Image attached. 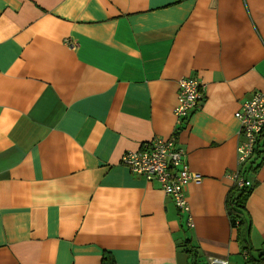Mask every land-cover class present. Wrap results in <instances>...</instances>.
<instances>
[{"label": "crops", "instance_id": "0c3cea01", "mask_svg": "<svg viewBox=\"0 0 264 264\" xmlns=\"http://www.w3.org/2000/svg\"><path fill=\"white\" fill-rule=\"evenodd\" d=\"M184 76L205 98L177 133ZM255 91L264 0H0V264H264V144L241 162L235 117ZM173 134L189 212L122 162Z\"/></svg>", "mask_w": 264, "mask_h": 264}, {"label": "built area", "instance_id": "2783aa9c", "mask_svg": "<svg viewBox=\"0 0 264 264\" xmlns=\"http://www.w3.org/2000/svg\"><path fill=\"white\" fill-rule=\"evenodd\" d=\"M178 85V104L174 110L177 133L190 112L198 109L205 98V84L197 77H181ZM235 117L240 123L241 135L237 147L238 156L244 162L254 155L264 130V92L255 91L251 97L245 99L235 112ZM122 162L131 171L141 174L145 180L157 181L165 193L173 198L178 209H189L186 186L192 181H199L200 175L190 169L186 153L178 146L175 134L168 139L156 138L135 151L125 153ZM235 177L239 186L250 183L241 181L237 175ZM208 264H228V260L209 257Z\"/></svg>", "mask_w": 264, "mask_h": 264}, {"label": "trees", "instance_id": "16d2710c", "mask_svg": "<svg viewBox=\"0 0 264 264\" xmlns=\"http://www.w3.org/2000/svg\"><path fill=\"white\" fill-rule=\"evenodd\" d=\"M263 144H264V130L258 141V146L255 149L254 154H256L255 156L256 160L259 159L263 154V150H262ZM245 181H249L250 183L243 186H239L237 183L234 184L233 188L229 193L227 200L228 213L233 216L234 222L235 219L241 220V224H243L245 221L244 214L247 213L246 203L254 188V184H251L250 180L245 179ZM246 247L247 246H244V249H246ZM259 256H260L259 260H262L263 259L262 254Z\"/></svg>", "mask_w": 264, "mask_h": 264}, {"label": "bare ground", "instance_id": "6f19581e", "mask_svg": "<svg viewBox=\"0 0 264 264\" xmlns=\"http://www.w3.org/2000/svg\"><path fill=\"white\" fill-rule=\"evenodd\" d=\"M240 124V123H239ZM239 131H240V129H239ZM239 135H240V133H239ZM241 136V135H240ZM241 181H245V179L243 178V177H241ZM185 211V210H184ZM187 212H189V209L187 210ZM189 218H190V220H189ZM190 222H191V224H190ZM187 223H188V225L191 227V226H193V220H192V217L189 215L188 216V219H187ZM244 255H245V258H247V256H248V252H244ZM209 257H217V256H209ZM208 257V258H209ZM208 258H207V262H206V264H208ZM219 258H224V259H227L228 260V264H229V259H228V257H219Z\"/></svg>", "mask_w": 264, "mask_h": 264}, {"label": "rangeland", "instance_id": "374dc122", "mask_svg": "<svg viewBox=\"0 0 264 264\" xmlns=\"http://www.w3.org/2000/svg\"><path fill=\"white\" fill-rule=\"evenodd\" d=\"M252 250H253V248H252ZM263 252H264V250H263ZM254 254H255V252H254ZM258 257V256H257ZM262 257H264V254H263V256Z\"/></svg>", "mask_w": 264, "mask_h": 264}]
</instances>
